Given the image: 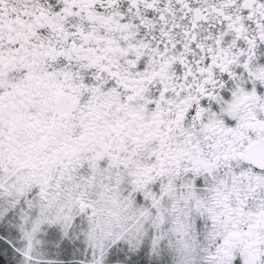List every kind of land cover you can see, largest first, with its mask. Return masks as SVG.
Instances as JSON below:
<instances>
[{"label":"snow or ice","instance_id":"1","mask_svg":"<svg viewBox=\"0 0 264 264\" xmlns=\"http://www.w3.org/2000/svg\"><path fill=\"white\" fill-rule=\"evenodd\" d=\"M0 264H264V0H0Z\"/></svg>","mask_w":264,"mask_h":264}]
</instances>
